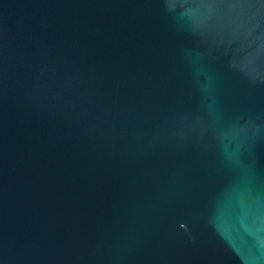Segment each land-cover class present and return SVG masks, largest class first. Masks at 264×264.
Listing matches in <instances>:
<instances>
[{"label": "water", "instance_id": "1", "mask_svg": "<svg viewBox=\"0 0 264 264\" xmlns=\"http://www.w3.org/2000/svg\"><path fill=\"white\" fill-rule=\"evenodd\" d=\"M0 264H264V0H0Z\"/></svg>", "mask_w": 264, "mask_h": 264}]
</instances>
